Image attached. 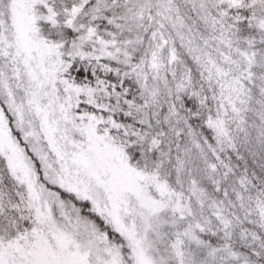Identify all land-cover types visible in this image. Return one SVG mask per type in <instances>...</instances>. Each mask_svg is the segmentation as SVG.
Instances as JSON below:
<instances>
[{"label":"snow or ice","instance_id":"6c2138e0","mask_svg":"<svg viewBox=\"0 0 264 264\" xmlns=\"http://www.w3.org/2000/svg\"><path fill=\"white\" fill-rule=\"evenodd\" d=\"M0 264H264V0H0Z\"/></svg>","mask_w":264,"mask_h":264}]
</instances>
